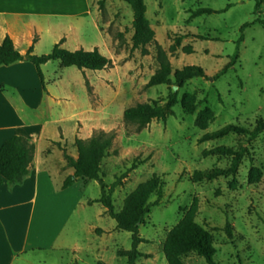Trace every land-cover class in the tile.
<instances>
[{
	"label": "rangeland",
	"instance_id": "1",
	"mask_svg": "<svg viewBox=\"0 0 264 264\" xmlns=\"http://www.w3.org/2000/svg\"><path fill=\"white\" fill-rule=\"evenodd\" d=\"M91 1L103 34V51L113 63L103 73L100 92H93L91 97L94 103L112 105L116 110L111 130L116 138L111 155L101 165L107 185L125 176L112 197L115 211L120 212L125 198L153 174L165 182L164 198L151 208L140 226L139 235L144 241L139 246L142 257L136 264H168L164 243L170 230L189 211L211 236L217 264H264V133L255 139L231 133L200 142L204 134L228 124L253 129L264 122V27L260 24L264 21V0H145L146 18L155 32V42L145 55L132 47L130 5L122 0H106L100 8L101 0ZM227 5L231 8L224 13L190 18V11H221ZM246 23L249 27L244 31L239 60L215 80L235 53L240 28ZM181 36L188 37L178 45L176 39ZM159 48L173 70L198 66L206 77L192 79L179 90L178 104L166 122L153 121L134 132L124 123L123 110L137 103L164 102L169 93L165 85L145 88L158 69ZM185 48L193 53L187 54ZM51 49L43 47L41 51L46 53L35 55L48 54ZM193 98L198 107L189 114L182 101ZM199 113L208 124L206 130L194 124ZM219 147L243 152L237 172L194 182L195 171L230 167L233 155L204 156V151ZM58 158L59 151L54 149L45 159L53 169V191L52 195L40 194L32 223L35 244L41 249L25 254L23 264H128L117 252L131 250L132 234L119 230L101 204H89L90 198L101 197L100 185L93 181L84 186L80 182L61 193L62 174L55 168ZM133 165L137 168L132 169ZM251 174L254 183L249 180ZM151 201L155 202L156 197ZM227 224L232 229L231 237ZM182 259L183 264H207L194 252Z\"/></svg>",
	"mask_w": 264,
	"mask_h": 264
},
{
	"label": "crops",
	"instance_id": "2",
	"mask_svg": "<svg viewBox=\"0 0 264 264\" xmlns=\"http://www.w3.org/2000/svg\"><path fill=\"white\" fill-rule=\"evenodd\" d=\"M7 37L22 54L31 47L34 54L46 53L41 51L43 47L53 49L63 40L65 49L98 48L112 61L103 51V34L91 0H0V44ZM107 70L82 72L51 61L41 66L42 82L31 62L0 66V148L15 136L35 145L29 173L21 184H9L0 177V264H23L25 254L41 249L35 244L32 223L40 194L52 195L53 169L45 159L54 149L59 151L55 168L62 174L61 193L80 182L84 186L93 182L77 180L62 189L65 179L73 174L66 167L64 152L77 157L76 139L114 129L116 110L112 105L94 103L87 86L89 82L92 93L97 92Z\"/></svg>",
	"mask_w": 264,
	"mask_h": 264
},
{
	"label": "trees",
	"instance_id": "3",
	"mask_svg": "<svg viewBox=\"0 0 264 264\" xmlns=\"http://www.w3.org/2000/svg\"><path fill=\"white\" fill-rule=\"evenodd\" d=\"M106 0L99 2L100 8L104 7ZM128 3L133 12L132 20V47L134 50H141L145 55L148 53V47L155 42V32L151 28L147 18V5L145 0H122ZM231 8L227 5L221 11H215L210 8H199L190 11V18L195 19L202 15H211L214 13H224ZM259 8V3L256 9ZM260 24L264 27V21ZM249 27L246 23L240 28L241 36L237 41L235 53L230 57L228 64L214 77L219 79L227 74L240 58V45L244 41V31ZM188 36H181L176 39L180 45ZM201 38V37H200ZM203 39V38H202ZM35 41V40H34ZM63 40L56 44L50 53L44 55H35L33 47L27 53H20L12 41L7 37L0 44V66H8L20 61L33 63L43 82L41 66L51 61H59L64 68L75 67L84 72L86 70L97 72L107 70L113 67L112 61L100 52L98 48L85 50L83 48L71 51L62 47ZM187 54L193 53L191 48H185ZM158 69L150 77L145 88L165 85L168 86L169 93L164 102L137 103L127 108L123 113V121L128 127H133L134 132H140L147 128L153 121L166 122L173 115V108L179 101V90L183 89L186 83L195 78L206 77L205 71L198 66H186L181 70H173L171 63L160 48L157 55ZM88 91L92 94V89L87 82ZM182 105L187 113L194 114L197 110L195 99H190ZM195 126L201 130H206L207 122L203 118V113H199L194 122ZM247 135L250 139L257 138L264 133V122H260L253 129L243 126L228 124L217 131L204 134L200 142H208L225 137L228 134ZM116 133L114 131H97L89 139H76L74 147L77 157L64 152L66 167L73 170V174L68 176L62 186L67 189L77 180L85 183L97 181L101 188V197L98 200H90L89 204L99 203L106 210L107 215L114 219L117 228L121 231L132 234L131 250H119L117 255L126 258L128 264H136L138 258L142 257L139 251L140 244L144 241L139 235L140 226L144 223L146 217L150 214L151 208L158 206L165 195V182L161 177L153 174L150 179L140 183L124 200L123 208L120 212L115 211L113 203V194L121 184V177L118 181L107 185L101 175V165L103 160L111 155ZM35 145L27 138L15 136L7 140L0 148V177L9 184H21L29 173V167L34 159ZM204 156L223 154L233 155V160L229 168H213L204 171H195L192 175L194 182L211 180L221 176L235 174L243 158V152H233L230 149L219 147L203 152ZM133 165L132 169H136ZM251 183H254L253 175L249 177ZM156 197L152 202L151 198ZM228 235L232 236V229L229 224L226 226ZM197 253L204 258L207 264H217L215 261V249L212 238L209 233L195 222L194 213L187 212L184 217L170 230L163 246V253L168 264H183V257L189 253Z\"/></svg>",
	"mask_w": 264,
	"mask_h": 264
}]
</instances>
